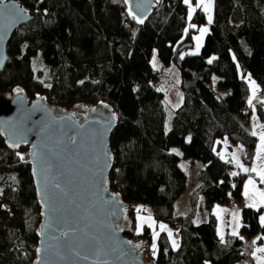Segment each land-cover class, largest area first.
Returning a JSON list of instances; mask_svg holds the SVG:
<instances>
[{"label":"trees","instance_id":"trees-1","mask_svg":"<svg viewBox=\"0 0 264 264\" xmlns=\"http://www.w3.org/2000/svg\"><path fill=\"white\" fill-rule=\"evenodd\" d=\"M17 1L33 19L9 40L0 91L9 96L19 88L29 99L44 96L48 105L65 110L83 111L99 102L114 109L117 124L109 139L113 166L107 182L128 204L124 235L143 241L152 264L242 261L244 241L229 235L220 243L211 208L231 199L238 202L245 176L220 159L216 148L223 137L246 148L255 145L243 123V109L249 97L247 76L264 87V0H214L213 21L198 54H192L194 37L205 17L196 10L189 21L184 0H159L142 24L127 13L124 0ZM237 8L241 21L234 23ZM186 44L193 45L181 50ZM154 50L160 61L176 67L182 92L168 130L164 93L154 83L159 74L151 65ZM40 56L48 61L49 86L34 67ZM212 75L219 77V88L230 90L227 95L214 91ZM172 148H179L181 157ZM181 158L201 165L183 215L175 209L187 185ZM200 199L208 218L195 225ZM261 213L260 208L243 209L242 237L264 234ZM138 215L175 228L178 247L173 248L165 231L153 241L146 225L137 235ZM41 219L28 146L10 147L0 131V264H34Z\"/></svg>","mask_w":264,"mask_h":264},{"label":"water","instance_id":"water-1","mask_svg":"<svg viewBox=\"0 0 264 264\" xmlns=\"http://www.w3.org/2000/svg\"><path fill=\"white\" fill-rule=\"evenodd\" d=\"M158 4L159 0L125 3L127 13L131 8L143 23ZM32 19L17 0H0V70L10 59L11 36ZM116 124L114 109L104 102L83 111L65 110L48 105L44 96L29 99L22 91L9 96L0 91V131L9 144L28 146L32 174L36 170L42 219L36 247L41 251L34 264H152L143 241L125 236L119 228L128 204L119 195L114 198L108 186L114 154L109 139ZM70 137L76 138L75 144Z\"/></svg>","mask_w":264,"mask_h":264},{"label":"crops","instance_id":"crops-1","mask_svg":"<svg viewBox=\"0 0 264 264\" xmlns=\"http://www.w3.org/2000/svg\"><path fill=\"white\" fill-rule=\"evenodd\" d=\"M213 8H214V0L212 2V9H211L212 21H213ZM196 10L202 11L204 14V17H205V24L203 26H201L200 29L201 28H207L209 31V27L212 24V22L211 23L208 22V13H206L202 7H198ZM200 29H199L198 33L195 35V37L201 35ZM208 31L203 35V38L200 42L199 50L203 44L204 37L208 33ZM194 45L196 48L194 49V51H192V53L196 52V50H197V41L195 39H194ZM161 68L162 67H160V69ZM164 72H165V70H164ZM173 73H174V78H175L174 88L176 89V91H178V104L180 105L181 103H179V102H181V98H179V91H181V89L179 86V76H178L177 72H173ZM249 77H250V80L254 81L255 84L257 85V91L255 94V98H253L252 86H251ZM211 80H212V86H213L214 91L216 93H218L220 96L227 95L230 92L229 89H221L218 87L219 77L217 75H212ZM247 85H248V90H249L248 101L250 99L252 100V104H251L252 105V112H251V119H250V124H249V133L251 135H252L253 131H256V133H257V135H255V136L252 135L255 138V145L253 147V149L255 151V155L252 159L247 158V156L245 155L246 147L241 143L232 142L227 137H223L222 139H220L217 142L216 153H217L218 157L220 159H222L223 161L232 163L235 166L236 171H238L241 174H244L245 177H244V181L242 183L240 200L238 202H234L232 204L215 203L211 208V213L215 216L216 234H217L219 242L225 243L227 236L232 235V232L235 229L237 232L236 236L241 237L242 240L244 241V249L246 250L245 257H248L250 259L252 256L250 254V251L247 249L248 247L246 245V242L248 239H246L245 237H242L240 235V228L243 225V209L245 207H247V204L250 202L244 196V188H245V184H246L247 180L250 177L256 181V187H258L259 189L264 190V184L260 183L259 177L257 176L256 173H254V172H247V173L243 172L241 170V168H239L237 166L236 161L233 159V157L234 156L237 157L239 159L240 163L243 164L244 167L249 168V169H251L252 167H255L261 163H264V161H260V160L256 159L257 146L260 143L259 134H260V132L264 131V128L261 127V126H264V103H262V101H264V94H263L262 85L250 75L247 76ZM169 88L170 87H168V89L165 91V93L163 92L164 98L166 95L169 94V92H170ZM176 154L181 157L180 152L176 153ZM181 163L183 165H187L189 167H192V169L194 171L191 172V174L194 177V180L197 181V172L201 166L200 163L191 164L182 158H181ZM188 181H189V178L187 176V183H188ZM193 184H195L193 186H196L197 183H193ZM188 194H187V196H185L183 204H182V210H183L181 213L182 215L185 214L187 211ZM252 209H257V208H252ZM260 209L262 210V213L260 215V217H261V216H264V207H260ZM233 212H238V220L233 219ZM138 216L139 217L145 216V218H147L150 215H138ZM138 216L136 217L137 225H138V223H140V221L138 220ZM150 217L152 218V221L154 222V227H149L147 224H144V223H143V226L146 225L149 227L152 236H153V232L160 233L161 231H165L169 235V231H170L172 233V235L169 237L171 239H174L177 242L175 228H170L165 223L156 221L152 216H150ZM207 218H208V212L203 207V199H200L199 209H198L197 214L193 220V223L195 225L200 224L202 222L207 221ZM260 223H261V221H260ZM161 224L166 226L165 230L160 229ZM237 224H238V226H237ZM221 235H223V240L221 239ZM243 264H244V262H243Z\"/></svg>","mask_w":264,"mask_h":264},{"label":"snow or ice","instance_id":"snow-or-ice-1","mask_svg":"<svg viewBox=\"0 0 264 264\" xmlns=\"http://www.w3.org/2000/svg\"><path fill=\"white\" fill-rule=\"evenodd\" d=\"M124 2L125 3H129V0H124ZM184 3L186 5H188V8H189V11H188V19H189V21L191 20L193 13L196 11V8L202 7L203 10L206 13H208V22L209 23L212 22V16H211L212 0H198V3L196 4V7L192 6L190 0H184ZM17 15H19V14H17ZM129 15H132L133 19H136L139 23H143V20L140 19L135 13H133L131 8H129ZM19 18L23 19V16L19 15ZM189 26L190 27H195V25H191V24ZM207 31H208L207 28H201L200 29L201 35L194 37V39L197 41V50H196V52H194L192 54H198L199 47H200V42H201V40L203 38V35ZM185 32H187V28L185 29ZM182 58L183 57H181V59ZM211 62L212 61L209 60V63H211ZM249 80H250V77H249ZM250 83H251V86H252L253 98H255V94H256V91H257V85L255 84L254 81H251V80H250ZM16 91L19 93L22 90L17 88ZM248 103L251 106L252 100L250 99L248 101ZM262 103H264V101H262ZM93 111H94V109H93ZM71 115L75 116L76 114L72 113ZM113 118H114V116H113ZM112 126L113 125L110 122L109 126H108V130L109 131L111 130ZM261 127L264 128V126H261ZM252 135L253 136L257 135L256 131H253ZM69 139L71 140V142L73 144L76 143V138L75 137H70ZM259 140H260V143L257 146L256 159L260 160V161H264V131L260 132ZM19 146H20V142H14V143L10 144V147H13V148H18ZM33 147H35V146H33ZM16 155L20 158L21 161L24 160V156L21 153L17 152ZM105 155L108 157V159H111V154L110 153H106ZM233 159L236 161L237 166L239 168H241V170L243 172H246V173L247 172H254V173H256L257 176L259 177L260 183L264 184V163H261V164L255 166V167H252L251 169H249V168L244 167L243 164L240 163V161H239V159L237 157L234 156ZM33 174L36 175L35 168L33 169ZM231 175L235 176V175H237V173L233 172V173H231ZM54 187L59 189L60 185L56 184V185H54ZM115 195H118V194H114V198H115ZM244 196L250 201L247 204V207H249V208H257V209H259L260 207H264V190H261L258 187H256V181L254 179H252L251 177L247 180V182L245 184ZM140 211H142V209L138 208L137 212L139 213ZM233 219L234 220H238V212H233ZM138 220L140 221V223H138V225H137V235L141 234V231H142V228H143V223L145 222V218L138 216ZM147 221L149 222V227H154V222L152 221V218L150 216L147 217ZM260 221H261V224H264V216L260 217ZM237 226H238V224H237ZM165 228H166L165 225H163V224L160 225V229L161 230H165ZM62 235L67 236V233L66 232L62 233ZM171 235H172V233L169 231V236H171ZM232 235H237V232H236L235 229L233 230ZM158 236H159V233L153 232V241H155V239ZM221 239L223 240V235H221ZM128 243H131V241H129ZM253 243H255V242H253ZM172 246H173V248L178 247V244H177V242L175 240L172 241ZM136 247H140V246L137 245ZM152 249H153V254L155 255V251H156L155 242H153V244H152ZM40 251H41V249L38 248L37 252H40ZM257 252L264 253V248H257L253 252V256L257 259L258 264H264V257L256 256Z\"/></svg>","mask_w":264,"mask_h":264},{"label":"rangeland","instance_id":"rangeland-1","mask_svg":"<svg viewBox=\"0 0 264 264\" xmlns=\"http://www.w3.org/2000/svg\"><path fill=\"white\" fill-rule=\"evenodd\" d=\"M190 2H191L193 7H196V3L198 2V0H190ZM212 2H213V0H212ZM232 21L234 23H239L241 21V13H240L238 8L234 12V15L232 17ZM195 48L196 47L194 45L192 51H194ZM151 65H152L153 69L159 70L160 67H162L165 70V72L159 73L157 75V77L154 81L156 88L159 91H162L165 93V91L168 89V87H170L169 88V90H170L169 94L166 95L165 98L163 99L164 109L166 112L165 128H166V130H168L170 127V120H171V117L173 115V112L179 105L178 104V91H176V89L174 88L175 78H174V73H173V72H176L177 70L175 69L176 67L173 64L166 65L162 61H160L156 50H154V52H153V56L151 59ZM34 67L37 70L43 84L45 86H49L50 76H49V71H48V61L46 60V58L42 57V56L38 57L34 62ZM179 98H181V101H182L181 91H179ZM179 103H181V102H179ZM171 150L174 153L180 152L179 148H172ZM196 163H199V162H196ZM181 166L186 171V174L189 178V181L187 183L186 189L178 197V199L175 203V209H176V212L178 214H181L183 211L182 210V204H183L185 196H187V194L191 191V189H193L195 187V186H193V185H195L193 183H197V181L194 180V177L191 174V172L194 171L192 169V167H189V166L183 165V164ZM141 217L145 218V216H141ZM145 220L146 221L144 222V224H147L149 226V222L147 221V218H145ZM136 231H137V227H136ZM173 240L174 239H172V241ZM253 242H255V243H253ZM246 245H247V247H248L247 249L250 251V254L252 257L250 259L248 257H245V259L242 260L241 262H239L238 264H243V262H244V264H258L257 259L253 256V252L257 248H264V234L259 233L258 235L254 236L252 238H249L246 242ZM256 256L264 257V253L257 252ZM143 257H144V254H143Z\"/></svg>","mask_w":264,"mask_h":264},{"label":"built area","instance_id":"built-area-1","mask_svg":"<svg viewBox=\"0 0 264 264\" xmlns=\"http://www.w3.org/2000/svg\"><path fill=\"white\" fill-rule=\"evenodd\" d=\"M154 74L156 73H162L164 72L163 69H160V70H153ZM244 74H247L248 75V71L245 69L243 70ZM263 88V94H264V87ZM243 112H244V116H243V123L245 124L247 130L249 131V123H250V118H251V112H252V105L250 106L248 103H247V106L243 109ZM245 155L247 156V158L249 159H252L255 155V151L253 148H247L246 151H245ZM235 201L233 199H231L228 204H232L234 203ZM180 227V223H177L176 224V228H179ZM244 253H246V250H244Z\"/></svg>","mask_w":264,"mask_h":264},{"label":"flooded vegetation","instance_id":"flooded-vegetation-1","mask_svg":"<svg viewBox=\"0 0 264 264\" xmlns=\"http://www.w3.org/2000/svg\"><path fill=\"white\" fill-rule=\"evenodd\" d=\"M128 213V212H127ZM128 222V214L126 216H123L119 222V228L122 229L124 231L125 226Z\"/></svg>","mask_w":264,"mask_h":264}]
</instances>
